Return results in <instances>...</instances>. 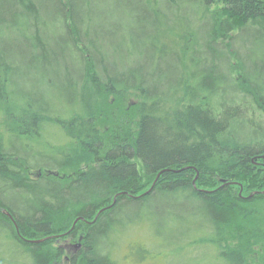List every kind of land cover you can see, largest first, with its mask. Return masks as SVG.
<instances>
[{"label": "trees", "instance_id": "trees-1", "mask_svg": "<svg viewBox=\"0 0 264 264\" xmlns=\"http://www.w3.org/2000/svg\"><path fill=\"white\" fill-rule=\"evenodd\" d=\"M215 1L0 0V264H65L49 247L80 231L72 264H119L120 234L140 224L183 233L184 250L167 246L193 263L207 247L253 263L264 0H219L222 20ZM49 126L63 142L44 140Z\"/></svg>", "mask_w": 264, "mask_h": 264}, {"label": "rangeland", "instance_id": "rangeland-1", "mask_svg": "<svg viewBox=\"0 0 264 264\" xmlns=\"http://www.w3.org/2000/svg\"><path fill=\"white\" fill-rule=\"evenodd\" d=\"M211 13L213 15H217L220 20H222L224 16L223 12V6L219 0H216L214 5L210 9ZM119 98L115 99L113 96H107L105 99L100 102V109L104 110V106L107 105V108L109 111L114 110L117 106V103ZM104 101V102H103ZM134 103L136 104L134 98L132 96L127 97L126 100L123 103L122 108L130 109L132 106H134ZM121 102L118 104V106H121ZM130 107V108H129ZM123 109H121L119 112L122 113ZM117 111V110H116ZM104 112V111H103ZM102 113H100L101 115ZM107 114H111L110 112ZM112 115V114H111ZM0 121V131H2L6 126V119L4 121L3 118ZM3 128V129H2ZM6 128L4 129V131ZM45 138L44 140L48 141H55V142H63L64 137L61 135H58V132L55 131L54 127H47L45 128ZM11 139V137H10ZM12 141H16L13 140ZM15 142L14 147L18 153H22L23 155H26L27 157H32L31 154H26L23 152V146L21 143ZM38 145H33V148L30 150L32 152H40V150H37ZM40 164V163H37ZM141 168V167H140ZM39 170H32L31 175L35 176L36 173H38ZM64 175L71 176V172L67 171ZM212 178V177H210ZM212 181V180H211ZM225 182V181H222ZM225 184V183H223ZM150 188V183L146 184V188ZM206 188V187H204ZM255 193H251L249 197H253ZM239 195H242L243 197H247V193L240 191ZM257 195V194H256ZM259 195V194H258ZM249 208L256 211L257 216L256 217L257 222H255L254 227L256 228V233L261 232L264 233V199L262 197L256 196V199L249 204ZM73 222L69 223V226H73ZM254 232L251 228L243 230V234L248 232ZM254 232V233H255ZM62 233H66V231H60L57 235H62ZM183 233H153L151 230V226H148L147 224H140L135 227H131V229L123 234L121 233V245H119V249L115 250V258L119 261V264H222L220 261H214V256L211 253L210 248H202L200 250H196L194 252V255H198L199 257L202 256L201 260H194V263L188 259V257H184V254L187 253V251H183L185 249L184 244H180L181 238ZM56 235V236H57ZM203 237L206 236L205 233H203ZM201 235L194 236V238L199 239ZM78 239L75 241H71L70 239L64 240L63 238L59 241H57L55 244H52L49 249L50 253L56 249V247L64 246L67 249V256L65 255L66 262L65 264H72L74 256L77 255L79 252V249L81 248L82 243L80 242V238L82 237V232L80 231L78 234ZM169 240L176 241L177 244L181 248L173 249L168 248L167 241ZM179 241V242H178ZM237 242V241H236ZM236 242H232L231 245H234ZM254 248H253V255H252V264H261L263 257H264V236H262L260 239H253ZM146 252V253H145ZM183 252V254H182Z\"/></svg>", "mask_w": 264, "mask_h": 264}, {"label": "water", "instance_id": "water-1", "mask_svg": "<svg viewBox=\"0 0 264 264\" xmlns=\"http://www.w3.org/2000/svg\"><path fill=\"white\" fill-rule=\"evenodd\" d=\"M262 158H264V156H263ZM50 175H55V176H57V174H55V173H50ZM159 176H160V175H159ZM159 176H158V177H159ZM154 186H155V184L153 185V188H154ZM260 194L264 196V192H262V193H260ZM115 203H116V198L114 199L113 204L111 205V207H112L113 205H115ZM111 207H109V208H111ZM0 210H1V209H0ZM105 210H106V209H103L102 211H100V213L97 215V218H98L99 215L102 214ZM2 213H3L5 216H7L9 219H11V221L14 222V219H13V217L11 216V214H10L9 212H7V211H5V210H2ZM97 218L95 219V221L97 220ZM79 221H83V219H78V220H76L75 223H74V225H73V228H72V229H74V227L76 226V224H77ZM14 223H15V222H14ZM15 225H16V224H15ZM47 239H49V238H47ZM47 239H45V240H41V241H35V243H39V244H41V243H44Z\"/></svg>", "mask_w": 264, "mask_h": 264}]
</instances>
